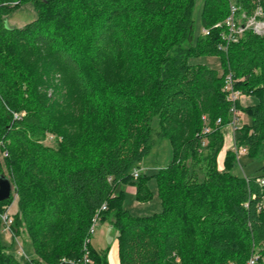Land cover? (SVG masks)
Returning a JSON list of instances; mask_svg holds the SVG:
<instances>
[{
    "label": "trees",
    "instance_id": "1",
    "mask_svg": "<svg viewBox=\"0 0 264 264\" xmlns=\"http://www.w3.org/2000/svg\"><path fill=\"white\" fill-rule=\"evenodd\" d=\"M25 2L36 18L8 28ZM232 3L247 15L264 11V0H202L200 26L209 34L196 36L197 0H0V176L18 194L13 234L23 228L32 247L22 260L2 240L12 194L0 202V264L78 260L104 202L101 219L118 232L120 264H246L254 251L264 256V164L233 174V148L222 169L218 162L230 73L255 99L237 104L249 122L235 143L264 159V37L248 30L220 49ZM41 52L46 71L59 70L85 101L76 116H59L38 88L30 56ZM201 56L218 57L222 73L190 62ZM48 134L62 137L56 147L43 143ZM162 139L172 147L169 165L153 173L162 209L133 216L117 189L134 184L138 200L151 198L146 173L132 172ZM91 251L95 264H110V248Z\"/></svg>",
    "mask_w": 264,
    "mask_h": 264
},
{
    "label": "rangeland",
    "instance_id": "2",
    "mask_svg": "<svg viewBox=\"0 0 264 264\" xmlns=\"http://www.w3.org/2000/svg\"><path fill=\"white\" fill-rule=\"evenodd\" d=\"M18 4V3H17ZM202 0H197V7L195 11L196 30L195 35H201L202 28L200 26V9ZM37 16V12L34 8L33 2H25L18 9H16L13 15L8 19V22L17 27H23L29 22L33 21ZM264 20V14L262 16ZM225 21V20H224ZM223 21V22H224ZM32 66L35 68V75L39 82L38 88L42 90L50 102L57 109L59 116H76L81 106L85 103L81 95L76 91L74 86H69L63 82V76L59 70L46 71L47 64L49 62L48 54L41 52L37 55H31ZM194 64L207 65L210 68H215L222 73L221 61L218 57L213 56H201L190 60ZM245 99V96L241 97V102ZM249 102H247L248 105ZM18 115V114H17ZM243 122L246 120L247 115L242 113ZM205 123V121H204ZM246 123V122H245ZM153 127L158 129V119L153 121ZM230 132L231 129L226 130ZM62 140V137L57 134H48L43 140V143L47 146L56 147ZM230 138L227 136L225 139V147L227 148ZM3 154L1 158L3 160ZM172 159V147L168 139L157 140L156 145L152 148L150 154L140 164V168L143 169L142 173H146L147 186L152 192V196L147 201H140L137 199V188L134 184L123 183L117 189V192L123 193V208L129 211L133 216H149L155 212H159L162 209L161 200L158 193V185L153 173L157 172L161 168H165L169 165ZM222 159V158H221ZM222 163L219 162V168L222 169ZM264 164V159L261 156L256 158H250L247 154L239 156L238 162H236L232 168V173L237 176H247L255 173ZM5 167V165H4ZM6 173L8 170L5 167ZM12 194L14 196L13 201L6 206V211L3 214H10L13 223L16 214L18 213V194L16 187L13 185ZM118 232L108 223L103 222L102 219L99 222L95 234L91 238L92 246L98 250L103 251L110 248L109 262L115 264L114 257L116 255ZM1 237L5 244H7L8 251L14 253L18 258L25 260L24 256L17 255V251L20 247L24 250L27 257L32 252L30 239L27 233L22 228L18 236H14L13 231L8 233L1 229ZM27 246V247H26ZM179 260V259H178Z\"/></svg>",
    "mask_w": 264,
    "mask_h": 264
},
{
    "label": "built area",
    "instance_id": "3",
    "mask_svg": "<svg viewBox=\"0 0 264 264\" xmlns=\"http://www.w3.org/2000/svg\"><path fill=\"white\" fill-rule=\"evenodd\" d=\"M264 14V11L262 7L258 6L253 14L247 15L244 12H240V9L235 4L230 5V14L226 18L224 24L227 27V32L223 35V38L226 42V45H221L220 49L227 48L228 44L236 43L240 40V38L245 34L246 31L251 30L253 33L264 37V20L262 19V16ZM221 25V24H218ZM203 35H208L209 30L207 28L202 29ZM224 91L226 93L227 101L230 103V121L228 124V128L231 129V132L233 133V139L235 132L240 129L242 126L243 118H242V111L238 107V103L241 101V97L244 96L242 92L235 87V81L233 79L232 74H228L226 76V82L224 86ZM205 120V127L202 131L203 134H207L211 131V127L208 125V119L207 117H203ZM221 123V119L217 121V124ZM206 142H204V145ZM233 150L235 151L237 155V160H239V156L243 154H247L248 149L247 147H238L235 143H233L232 146ZM142 168H134L132 174L134 178H138L139 175L142 173ZM261 184L264 185V180L261 181ZM264 208V204L260 207ZM108 209L107 202H104L102 206L96 211V214L94 215L92 219V223L89 229V235L85 239L83 243L82 248V256L78 260L71 261L69 260L70 264H95V261L92 257V251H91V238L96 232V228L101 221L102 218V212L106 211ZM2 228H4V231L10 233L12 232V225L13 220L10 214H2ZM17 255L24 256L26 259L27 257L24 250L20 247V249L17 251ZM64 262H68L64 259ZM246 264H264V256H261L259 252L254 251L252 255L249 257Z\"/></svg>",
    "mask_w": 264,
    "mask_h": 264
},
{
    "label": "crops",
    "instance_id": "4",
    "mask_svg": "<svg viewBox=\"0 0 264 264\" xmlns=\"http://www.w3.org/2000/svg\"><path fill=\"white\" fill-rule=\"evenodd\" d=\"M247 102H249L248 103V105L249 104H252V103H254L255 102V99L254 98H252V97H248V96H245V99L243 100V102H242V104L244 105V106H246L247 105ZM245 122H249V118H248V116H247V118H246V120L244 121V123ZM229 137L230 138V142L228 143V146H227V148L226 147H224L223 148V150L220 152V154H219V158H218V162H220V163H222V168H223V160H224V158H225V155H226V152H227V150L228 149H230V148H232V146H233V143H234V139H233V133L230 131H228V133H227V131H226V137ZM226 146V145H225ZM222 158V159H221ZM116 251V255H115V257H114V262H115V264H120V260H119V254H118V242H117V245H116V249H115Z\"/></svg>",
    "mask_w": 264,
    "mask_h": 264
},
{
    "label": "water",
    "instance_id": "5",
    "mask_svg": "<svg viewBox=\"0 0 264 264\" xmlns=\"http://www.w3.org/2000/svg\"><path fill=\"white\" fill-rule=\"evenodd\" d=\"M7 27L10 29L15 28L9 22H7ZM12 190L13 184L10 179L5 176H0V202L9 199L12 195Z\"/></svg>",
    "mask_w": 264,
    "mask_h": 264
}]
</instances>
